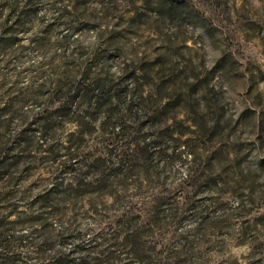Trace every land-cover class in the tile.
<instances>
[{
    "label": "rangeland",
    "instance_id": "1",
    "mask_svg": "<svg viewBox=\"0 0 264 264\" xmlns=\"http://www.w3.org/2000/svg\"><path fill=\"white\" fill-rule=\"evenodd\" d=\"M241 9L0 0V264H264V20Z\"/></svg>",
    "mask_w": 264,
    "mask_h": 264
},
{
    "label": "clouds",
    "instance_id": "2",
    "mask_svg": "<svg viewBox=\"0 0 264 264\" xmlns=\"http://www.w3.org/2000/svg\"><path fill=\"white\" fill-rule=\"evenodd\" d=\"M238 2L242 5V11L252 12L258 19L264 20V0H238ZM207 67L210 70L212 64L208 63Z\"/></svg>",
    "mask_w": 264,
    "mask_h": 264
},
{
    "label": "trees",
    "instance_id": "3",
    "mask_svg": "<svg viewBox=\"0 0 264 264\" xmlns=\"http://www.w3.org/2000/svg\"><path fill=\"white\" fill-rule=\"evenodd\" d=\"M1 166V165H0Z\"/></svg>",
    "mask_w": 264,
    "mask_h": 264
}]
</instances>
